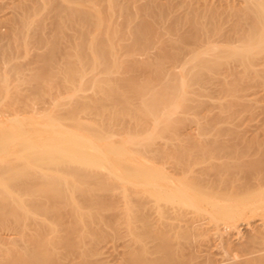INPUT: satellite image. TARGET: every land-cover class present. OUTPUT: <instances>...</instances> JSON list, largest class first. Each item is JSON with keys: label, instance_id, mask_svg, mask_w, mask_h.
Returning <instances> with one entry per match:
<instances>
[{"label": "bare ground", "instance_id": "6f19581e", "mask_svg": "<svg viewBox=\"0 0 264 264\" xmlns=\"http://www.w3.org/2000/svg\"><path fill=\"white\" fill-rule=\"evenodd\" d=\"M64 1L74 5L17 1L12 17L0 23L7 29L0 34V264H48L60 246L80 257V264L105 263L89 260L85 243L98 237L93 224L108 218L121 222V213L118 206L107 208L103 217L92 213L96 210L87 212L89 225L85 218L70 217L69 202L71 214H61V205H67L63 191L76 180L83 184L73 191L74 198L79 194L85 200L88 189L108 194L125 184V191L118 189L125 200L145 189L138 201L126 203L133 237L113 264H264V148L235 140V134L232 143L189 132L185 135L192 138L180 137L195 115L201 118L195 97L205 92L197 93L194 86H210H203L211 81L206 72L249 60L264 49V0ZM61 42L76 44L66 49ZM155 43L168 45L155 53L149 50ZM190 43L201 44L192 49ZM215 43L232 44L221 48ZM119 48L135 65L123 80L118 79L123 72L116 58ZM143 51L146 57L139 59ZM179 67L183 74L177 73ZM88 70L93 72L89 79L84 78ZM51 79L79 87L71 86L66 99H60L59 105L67 107L46 113L41 98ZM91 82L92 94H80ZM199 128L198 136L206 126ZM155 155L167 158L161 161L166 166L144 161ZM99 168L108 169L109 176ZM90 182L96 185L89 187ZM24 187L33 188L30 195ZM32 211L44 218L28 220Z\"/></svg>", "mask_w": 264, "mask_h": 264}, {"label": "rangeland", "instance_id": "374dc122", "mask_svg": "<svg viewBox=\"0 0 264 264\" xmlns=\"http://www.w3.org/2000/svg\"><path fill=\"white\" fill-rule=\"evenodd\" d=\"M17 1H19V3L17 2ZM59 1V2H58ZM20 0H0V19H1V21L2 22H0V23H4V21L5 20H7L8 18H10V17H12V14L13 13H15V10H14V6L12 5V4H16L17 5V3L18 4H20ZM22 2H23V0H22ZM21 2V3H22ZM62 2L65 4V6H63L62 5ZM14 4V5H15ZM57 4H58V6H60V5H62L61 7L63 8H66L68 5L69 6H71L73 3H67V2H65L64 0H57ZM16 5H15V7H16ZM74 5V4H73ZM13 6V7H12ZM68 6V7H69ZM10 7L12 8V9H10ZM59 9V8H58ZM16 10H17V8H16ZM46 10L47 9H45V11H44V13H42L43 12V10L40 12V15H44L45 13H46ZM10 13H12V14H10ZM42 13V14H41ZM5 14V15H4ZM63 14V13H62ZM61 14V15H62ZM39 15V16H40ZM4 16H5V19H3L4 18ZM9 16V17H8ZM3 17V18H2ZM5 25V24H4ZM0 34L1 35H4L7 31V29L5 28L6 26H1L0 25ZM6 29V30H5ZM3 41H5V39L3 40ZM58 44H60V46H62V47H65L66 49H68V48H70V46H74L76 43H70V42H61V43H58ZM117 44V45H116ZM119 44V45H118ZM122 43H114V45H116V46H124V45H121ZM124 44V43H123ZM128 44V43H127ZM139 44H141V43H139ZM158 44V45H157ZM171 43H169V45H170ZM196 44V45H195ZM201 43H193V45H194V47H193V45H192V43H190V48L192 47V49H194V48H196L198 45H200ZM215 44H217L219 47H221V48H223V47H228V46H230L232 43H215ZM230 44V45H229ZM236 44V43H235ZM125 45H126V43H125ZM129 45V44H128ZM141 45H145V43L144 44H141ZM156 45V46H155ZM165 45H168V44H165ZM164 45V43H155V44H153V49L151 48V49H149L151 52H158L159 51V47L160 48H163V46H165ZM196 46V47H195ZM157 48V49H155V48ZM123 48H125V47H123ZM126 48H129V47H126ZM119 49H121V48H119ZM128 49H126V51H127ZM153 50V51H152ZM157 50V51H156ZM260 50H262V52L260 51ZM260 50H258V51H260L258 54L256 53V54H254V57H252V58H249V60L248 59H241V63H232V62H230V65H228V64H226L227 66H223V69H220V68H222V67H220L218 70H219V72H218V70L217 71H215L214 73L213 72H206V77H211L210 78V80L211 81H213V82H211L210 81V83L212 84H210V83H208V85H203V86H209L210 88H212V87H214V86H216V87H214V88H216V89H213L212 90V92H211V89H210V91L208 90L209 89V87L207 88V91H209V93L211 94H206V88L204 87H202V88H200L199 86V84H195V86H194V88L196 89V92H197V90L199 91V90H201L202 89V92L204 93L205 92V95L203 94V95H201V94H199V96H197V97H195V98H197V99H199L198 100V103H200L201 104V107H202V109H201V107H200V110L198 109V111H196V112H198L197 114H199L198 116H201V118L199 119V118H196V116L197 115H195L194 116V121L192 120V122H188L187 123V126L185 125L184 126V129H182L183 130V132L182 133H180L181 135H180V137L182 136V137H184V138H187V137H193V136H195V137H199L200 139H205V140H209V139H212V138H214L215 136H218L219 138H222L223 139V141H228V142H230V143H232L233 142V138L231 137V135L232 134H235L236 136H238L235 140H237V139H239L240 141H242V142H244L245 140V142H247V143H249V142H253V144L254 145H256V143L258 144V148L259 149H262V148H264V49H260ZM120 52H121V56L120 57H118L119 56V54H120ZM122 52H123V55H122ZM124 50H118V53H116L117 54V62L119 63V64H123L122 65V68H121V71L123 70V72H124V70L125 71H129L130 69L132 70V67L133 66H135L133 63H130V62H127V61H125V55H124ZM145 54V51H143V54L142 55H139L138 56V58L139 59H144V55ZM259 55V56H258ZM142 56V57H141ZM256 56V57H255ZM146 57V56H145ZM121 58H122V60H121ZM191 58V57H190ZM190 58H188L189 60H188V63L189 64H192L193 63V61L190 59ZM64 59H66V56L64 57ZM64 59H62L63 61H64ZM67 59H69V56H68V58ZM124 59V60H123ZM61 60V61H62ZM262 60V61H261ZM67 60H65L64 62H61V63H65ZM121 61H125V62H127V64H125V63H121ZM259 61V62H258ZM240 62V61H239ZM129 63L131 64L130 66H131V68H130V66H129ZM234 64V65H233ZM254 64V65H253ZM62 65H64V64H62ZM236 65V66H235ZM239 65V66H238ZM253 65V66H252ZM229 66V67H228ZM235 66V67H234ZM232 67V68H231ZM243 67V68H242ZM255 69H254V68ZM134 68V67H133ZM225 68V69H224ZM250 68H252L251 70H250ZM237 69H238V71H237ZM249 69V70H248ZM175 70H178V69H175ZM179 72H177L178 74H183L182 73V70H181V68L179 67ZM222 70V71H221ZM258 70H259V72H258ZM89 71V70H88ZM88 71L85 73V77L84 78H90V76H92V75H90V74H92L93 72L91 71H89V73H88ZM253 71V72H252ZM263 71V72H262ZM121 73V78L120 77H118V79H122V77L124 76V78L126 77V76H128V77H130V75H132V74H130L129 75V73H130V71L129 72H125V73ZM248 72V73H247ZM254 72H255V74H254ZM209 73L211 74V75H209ZM221 73V74H220ZM232 73V74H231ZM251 73V74H250ZM258 73V74H257ZM127 74V75H126ZM260 75V76H259ZM120 76V75H119ZM127 78V77H126ZM125 78V79H126ZM217 78V79H216ZM123 80V79H122ZM221 80V81H220ZM226 81V82H225ZM118 82H120V80L118 81ZM216 82V83H215ZM92 83H93V85H94V82H91V84H89V87L88 88H85V87H87V86H85L84 88H85V91L84 90H80V94L81 93H83L82 95H89V94H92V92H93V90L90 88V86H93L92 85ZM96 83V82H95ZM219 83V84H218ZM75 84V83H74ZM70 85V83L69 82H67V81H63V80H61V79H51L50 81H49V85H48V87L45 89V93H44V95L42 96V98L41 99H43L44 101H46V103H45V110H47V111H45L46 113H50V112H54L55 110H57L58 109V107H67V105H59V101H60V99H66V97L68 96V94H69V92H70V88H71V86L72 87H79V85H77L76 86V84H77V82H76V84L75 85ZM79 84V83H78ZM215 84V85H214ZM216 84H218V85H216ZM96 85V84H95ZM147 85V84H146ZM199 85V86H198ZM81 87V86H80ZM93 87H95V86H93ZM219 87V88H218ZM218 88V89H217ZM125 89V88H124ZM121 92H123L122 93V95H124L125 96V94H124V90L122 91L121 89H119ZM119 91V92H120ZM85 92V93H84ZM201 92V93H202ZM197 93H200V92H197ZM201 95V96H200ZM211 96V97H210ZM213 96V97H212ZM196 99V100H197ZM200 100H202V101H204V102H200ZM40 102V101H39ZM203 103H205L204 105H202ZM43 103H38V104H36L35 106L36 107H39L38 105H42ZM109 104V105H108ZM107 105H105V107H103L104 109H108V108H110V106L112 105L111 104V102L110 103H108ZM111 104V105H110ZM51 109V110H50ZM53 110V111H52ZM58 111H60V110H57L56 112H58ZM101 111V110H100ZM55 112V113H56ZM101 112H103V109H102V111ZM178 112V111H177ZM176 112V113H177ZM179 112H180V110H179ZM178 112V113H179ZM175 113V114H176ZM184 113V112H183ZM183 113H182V115H183ZM185 114V113H184ZM178 115V114H177ZM78 116H82V117H84V115L83 114H78ZM87 116H89V115H85V117H87ZM193 116V115H192ZM207 118V119H206ZM198 120H200V121H198ZM210 121V122H209ZM199 123H201V125L199 124ZM118 125H122L123 123L122 122H120V124L119 123H117ZM206 126V130L204 131L205 133H202L201 135H199L198 136V134L197 133H199V131H200V128L199 127H201V129H202V127H205ZM186 128V129H185ZM187 129H190V130H187ZM205 129V128H204ZM185 131H186V133H185ZM195 133V134H193V132ZM187 132H189L188 134H187ZM237 133V134H236ZM244 133V134H243ZM183 134V135H182ZM185 134H187V135H193V136H187V135H185ZM185 135V136H184ZM201 136V137H200ZM258 136V137H257ZM203 137V138H202ZM210 137H212V138H210ZM254 137H255V139H254ZM207 138V139H206ZM226 140H225V139ZM232 138V139H231ZM230 141H229V140ZM250 139H252V140H250ZM244 140V141H243ZM239 141V142H240ZM228 142H226V144H230V143H228ZM251 142V143H252ZM246 143V144H247ZM263 145V146H262ZM257 146V145H256ZM260 147H262V148H260ZM224 149V148H223ZM223 149H218L217 151H216V153H218V154H220L221 152V154H225L226 153V151H225V153L223 152L224 150ZM172 156V155H171ZM156 157V158H155ZM159 157V156H158ZM158 157L155 155L154 157H150V158H147L146 160H144L145 162H147V163H155V164H157V165H159V167L161 166L162 167V165L163 164H165V163H163L162 164V162H165V161H167L166 159H158ZM155 158V159H154ZM159 158H161V157H159ZM169 158V157H168ZM149 159V160H148ZM152 160L154 161V162H152ZM158 162H157V161ZM160 161V162H159ZM162 161V162H161ZM169 161V160H168ZM157 162V163H156ZM162 164V165H161ZM154 165V164H153ZM157 165H155V166H157ZM163 166H166V165H163ZM49 172H50V174H53V172H55V171H50V170H48ZM48 171H46L47 173H48ZM97 171H99V172H101V173H105L106 174V171H107V176H109L108 175V169H106V168H104V170H103V168H99V170H97ZM105 171V172H104ZM52 172V173H51ZM79 182V183H78ZM119 181H117V183H118ZM73 183V184H72ZM71 183V185H73L74 186V184L76 185V189H74V187H71L70 188V186L71 185H69V187L68 188H70L69 190H67V189H65L64 191H63V193L65 192V194L63 195V197H64V199H66L65 201H66V204L67 203H69L70 202V204H67V205H65V202L61 205L62 207H64V209L62 210V208L61 207H59V208H61V211H62V213L61 214H63V213H66L68 210H66V208L67 209H69L70 208V211L72 210V211H74V212H71V213H73V215H71L70 217H74L73 219H76V220H78V219H84V223L85 224H89V225H91V222H89V219H88V215L90 214V213H87V212H92V211H94V210H96L95 212H92L94 215H96V216H104L105 214L104 213H106V216H107V214H108V212H109V210H107L106 211V209L108 208L109 209V207H117L118 206V208H119V210H118V212L117 213H121V214H118V216H119V218L117 219L118 221L119 220H121V222L119 223V222H115L116 223V226H114L113 224H115V223H113L112 224V222L109 220V218H108V220H103V222L102 221H100V223H96V224H93V227L95 228V227H98V229H99V233H101V234H99L98 233V237H96V236H90V241L88 242L87 240V243H85L86 244V252L87 251H89L90 252V256L88 257L87 256V258L89 259V260H91V261H94L95 259H99L100 258V261H102V260H104V262L105 263H103L102 262V264H113L114 263V258H116L117 256H118V254L120 253V252H122L123 250V248H124V245L128 242V240L131 238V237H133L132 236V233L130 234H128V231H129V228H130V225H132L131 223H129L128 222V219H130V218H132V217H130L132 214L129 212L128 213V211H129V209H131L130 207H128V206H130L129 205V201H138L141 197H142V195L143 194H145V193H142V192H145V189L144 188H138V190H135L134 192H133V194H132V196H131V194H130V196L129 197H127L128 199H130V200H125V197L127 196L125 193H123V191H122V193H121V190L124 188L123 186H125V188H127L128 187V185H127V187H126V185L124 184V185H121V184H119L118 183V185L121 187H119L118 189H121V190H118V189H114L113 191H114V193H113V191L111 192V193H109L108 192V194H107V191H101L100 193H99V191L95 188V189H93L94 191L95 190H97L98 192H96L97 193V195H98V193L99 194H101L102 192V199H100V197H97V195H93L94 193V191L93 190H91V191H89L90 189H88V191L86 192L87 193V197L89 196V198L91 199V201H90V199L89 198H86V200L85 199H78L79 198V194H77V196H78V198H77V196H75V198H74V193L76 192L75 190H77V193H78V189L82 186V182L81 181H78V180H76V181H73ZM90 183H92V184H90L89 185V187H91V185H93L94 186V183L95 182H90ZM116 183V182H115ZM116 183V184H117ZM115 184V185H116ZM78 185H79V188H78ZM95 185H96V183H95ZM117 185V186H118ZM27 188V187H26ZM25 187L23 188V189H26ZM29 188V187H28ZM23 189H22V191H23ZM32 189V191H33V188H31ZM30 189V190H31ZM142 189V190H141ZM28 190L29 189H26L25 190V192L27 191L28 192ZM29 190V191H30ZM71 190V191H70ZM124 190V189H123ZM73 191H75L74 193H73ZM93 191V192H92ZM119 191V192H118ZM125 191V190H124ZM146 191H147V189H146ZM24 192V191H23ZM90 192H92V193H90ZM106 192V194H104ZM22 193V192H21ZM20 193V194H21ZM30 193H31V191L28 193L29 195H30ZM66 193H67V195L69 196V200L67 201V199H68V197H65V195H66ZM86 193H85V195H86ZM95 193V194H96ZM112 193H113V195H112ZM121 193V194H120ZM135 193H137V194H135ZM89 194H91V197H90V195ZM104 194V195H103ZM123 194V195H122ZM141 194V195H140ZM29 195H27V193H25L24 195H23V193L20 195L21 197H22V199H23V201H25L27 198H29ZM66 195V196H67ZM116 195V198L114 197ZM122 196V198H121V196ZM126 195V196H125ZM134 195H135V197H134ZM99 196H101V195H99ZM139 196H141V197H139ZM81 197H82V195H81ZM106 199H105V198ZM72 198V199H71ZM99 198V199H98ZM111 199H112V201H111ZM121 199H123L124 200V202L121 200ZM76 200V201H75ZM81 200L82 201H84V203L86 202V201H88V202H86L85 204L83 203V202H81ZM100 200H103L102 201V203L100 202ZM119 200H121L120 202H119ZM26 201H28V199L26 200ZM78 201V202H77ZM112 202L111 204L109 203V202ZM114 201H115V203H114ZM83 205H80V203ZM119 202V203H118ZM77 203H79L78 205H77ZM90 204V209L88 208V206H86V204L87 205H89ZM92 203V204H91ZM102 205V206H100V204ZM104 203V204H103ZM106 203L108 204V205H106ZM126 203H128V206H127V204ZM46 203H44V206H46V205H48V203L45 205ZM73 204V205H72ZM68 205H70V207L68 206ZM80 205V206H79ZM95 205V206H94ZM116 205V206H115ZM124 205V206H123ZM66 206H68V207H66ZM85 206V207H84ZM92 206H94V208H92ZM100 206V207H99ZM120 206V207H119ZM127 206V207H126ZM73 207V209H71ZM81 207V208H80ZM84 207V208H83ZM58 208V209H59ZM99 208V209H98ZM123 208H125V209H123ZM75 209V210H74ZM88 209V210H87ZM105 209V210H104ZM123 209V210H122ZM132 209H136V208H134V207H132ZM37 210H38V208H37ZM125 210V211H124ZM128 210V211H127ZM133 210V211H134ZM20 211V212H19ZM25 212L23 209H19L18 210V214L20 213V215L21 214H24L23 212ZM70 211H68V215H67V217H69V215L71 214L70 213ZM77 213H76V212ZM83 211V212H82ZM124 211V212H123ZM131 211V210H130ZM139 211V210H138ZM22 212V213H21ZM39 212H41L40 211V209H39ZM78 212H80V214H78ZM82 212V213H81ZM123 212V213H122ZM137 212V211H136ZM85 213H87V215L85 214ZM91 213V214H92ZM99 213H101V214H99ZM110 213H111V209H110ZM109 213V214H110ZM30 214V215H29ZM36 214H39L38 213V211L37 212H34V211H32V213H30V212H28V220L30 219V220H32V219H34L35 217L36 218H39L40 217V219H42V218H44L43 216L41 217V214H39L40 216H38V215H36ZM76 214H78V215H76ZM103 214V215H102ZM129 214H131V215H129ZM82 215H84V216H82ZM127 215V216H126ZM26 216V217H27ZM81 216V217H80ZM134 216H136L135 215V213H134ZM61 217H65V218H67L66 216H64V215H62ZM122 219H121V218ZM123 217H125V218H123ZM129 217V218H128ZM135 218H137V216L135 217ZM125 221H124V220ZM126 219H127V221H126ZM54 220V219H53ZM83 221V220H82ZM104 221H105V223L107 224V221H110V222H108V223H110L109 225L107 224V225H105V223H104ZM114 221H116V220H114ZM136 221V220H135ZM87 222V223H86ZM125 222V223H124ZM117 223H119V228H118V225H117ZM121 224V225H120ZM130 224V225H129ZM114 226V228H113V226ZM126 225H127V227H126ZM132 227L133 226H131V228L130 229H132ZM241 227H243V225H241ZM241 227H240V229H241ZM115 229H117V230H115ZM124 229H126V232H125V230ZM127 234V235H126ZM97 235V234H96ZM121 235H122V237H121ZM124 235V236H123ZM129 235V236H128ZM125 236H127V237H125ZM95 237H96V240H94L95 239ZM87 239H89V237L87 238ZM92 240H94V241H92ZM123 241V242H122ZM92 242V243H91ZM90 243V244H89ZM125 243V244H124ZM87 244H89V245H87ZM89 246H91V247H89ZM88 247V248H87ZM93 247V248H92ZM63 247H61L60 246V248H59V250L58 251H60L59 253H58V251H57V249L55 248V251H57L56 253H58V254H56V256H54V257H52V260L51 261H49L48 262V264H74V263H76L77 261L79 262H77V264H80L82 261H80L81 259H80V257H73L72 255H68L67 253H65L66 251L64 250V248L62 249ZM90 248V249H89ZM92 248V249H91ZM60 249H62V250H60ZM100 251V252H99ZM89 252H87V254H89ZM65 255H64V254ZM97 253H98V255H97ZM113 253V254H112ZM62 254V255H61ZM92 254V255H91ZM94 254V255H93ZM111 254V255H110ZM93 256V257H92ZM92 257V258H91ZM94 257H95V259H94ZM107 259H106V258ZM66 258V259H65ZM69 258H71L70 259V261L68 260ZM103 258V259H102ZM94 259V260H93ZM70 262V263H69ZM99 264V263H98Z\"/></svg>", "mask_w": 264, "mask_h": 264}]
</instances>
